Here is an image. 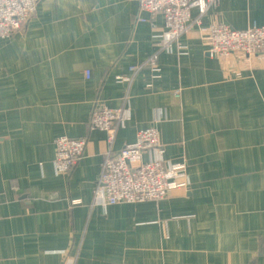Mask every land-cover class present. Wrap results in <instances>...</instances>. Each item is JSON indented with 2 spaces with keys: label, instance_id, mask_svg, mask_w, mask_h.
Wrapping results in <instances>:
<instances>
[{
  "label": "crops",
  "instance_id": "crops-1",
  "mask_svg": "<svg viewBox=\"0 0 264 264\" xmlns=\"http://www.w3.org/2000/svg\"><path fill=\"white\" fill-rule=\"evenodd\" d=\"M141 16L138 0H39L0 39V264H264V56L218 58L208 43L214 23L264 25V0H220L181 36L182 52L161 13ZM96 103L130 117L112 153L157 126L189 187L89 207L108 147L90 127ZM60 136L86 139L66 175L53 166Z\"/></svg>",
  "mask_w": 264,
  "mask_h": 264
},
{
  "label": "built area",
  "instance_id": "built-area-1",
  "mask_svg": "<svg viewBox=\"0 0 264 264\" xmlns=\"http://www.w3.org/2000/svg\"><path fill=\"white\" fill-rule=\"evenodd\" d=\"M39 0H0V39H6L19 31L26 20L30 19ZM220 0H138L140 17L144 22V14L159 12L164 19V32L172 37L179 52L185 51L180 43L193 26L200 25V16L209 9H215ZM191 7H196L198 17L192 18ZM208 43L210 54L218 58H227L231 53H243L250 56H264V25L252 22L243 30H235L225 23H214L209 26ZM133 47L139 45L131 40ZM169 49L170 43L161 44ZM146 65L157 71L152 57ZM141 67L128 68L135 74ZM88 73H86L87 75ZM131 82V78H123ZM130 120L126 109L110 107L104 103H96L90 118L93 130L105 132L108 145L101 171L92 189V201L89 207L105 209L119 203L159 202L172 189L188 188L189 173L184 162L166 163L164 150L160 143V130L150 126L136 131L132 145L112 153L116 125L124 126ZM55 155L53 166L57 175H66L75 167L85 150L86 139L60 136L54 141ZM147 157V158H146ZM72 192L70 195H76ZM79 199H72L71 205L80 204Z\"/></svg>",
  "mask_w": 264,
  "mask_h": 264
},
{
  "label": "rangeland",
  "instance_id": "rangeland-1",
  "mask_svg": "<svg viewBox=\"0 0 264 264\" xmlns=\"http://www.w3.org/2000/svg\"><path fill=\"white\" fill-rule=\"evenodd\" d=\"M29 21H30V19H29Z\"/></svg>",
  "mask_w": 264,
  "mask_h": 264
}]
</instances>
